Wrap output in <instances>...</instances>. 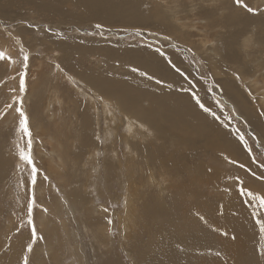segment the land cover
Instances as JSON below:
<instances>
[{
    "label": "rangeland",
    "instance_id": "374dc122",
    "mask_svg": "<svg viewBox=\"0 0 264 264\" xmlns=\"http://www.w3.org/2000/svg\"><path fill=\"white\" fill-rule=\"evenodd\" d=\"M12 1H0V12L5 15L0 14V50L12 57L0 61V164L3 159L6 164L0 182V264H22L30 242L28 172L16 155L19 117L15 107L21 105L13 102L14 96H22L33 134V156L40 169L32 215L44 239L34 245L30 264H212L205 246L214 244L203 242V237L214 236L210 233H220L228 225L238 226L243 217L247 218L249 230L245 229L251 237L246 251L239 254L240 264H264V234L255 220L253 223L250 212L252 208L256 211V202L248 203L251 198L240 195L237 187L243 181L256 194H264V181L258 179L264 175V136L220 87L221 76L212 67L220 62V66L234 71L236 65L211 59L220 38L235 30L236 22L247 23L244 19L252 20L253 14L264 17V0H244L248 7L257 9L251 13L235 5L234 0H132L134 10L142 15L132 23L119 17L109 22L92 17L76 22L84 8L69 1H65L67 17L48 21L33 12L37 5L21 3V7L12 9L8 6ZM59 1L50 0L60 6ZM125 3L122 0V8ZM56 11L53 6L52 12ZM148 15H154V21L146 22ZM232 15L234 26L227 20ZM254 21L259 27L249 25V36H237L238 43L248 37L249 49L255 31L264 25L256 18ZM97 24L103 27L97 29ZM165 36L170 39L165 40ZM21 45L29 53L23 94L19 93V73L24 70ZM246 63L252 73L257 68L255 77H261L264 69H258L257 60ZM97 70L115 74L116 78L119 74L138 78L145 84L157 80L167 89L170 79L182 82V95L195 92L219 117L220 134L225 131L235 139V160L220 159L191 144L185 145L186 153L181 154L179 148L160 141L152 164H146L139 141L135 140L138 148L132 154L121 137L127 132V124L115 119L110 126L103 99L75 76L76 72ZM247 85L250 87V83ZM38 103L43 112L33 117L32 110ZM9 104H13L11 109ZM82 106L91 116L89 131L96 133V152L80 148ZM117 114L125 116L118 110ZM240 133L251 151L239 141ZM54 150L65 157L64 165L58 160L56 163ZM170 156L172 159H167ZM163 160L171 180L160 192L159 184L151 183L146 175L150 167L158 181ZM231 202L237 212L224 211L218 219ZM241 212L247 215H238L237 220L235 215Z\"/></svg>",
    "mask_w": 264,
    "mask_h": 264
},
{
    "label": "bare ground",
    "instance_id": "6f19581e",
    "mask_svg": "<svg viewBox=\"0 0 264 264\" xmlns=\"http://www.w3.org/2000/svg\"><path fill=\"white\" fill-rule=\"evenodd\" d=\"M65 1L74 2L76 3V6L79 4L84 8L83 15L76 17V22L83 21V19L87 17H92L95 19L102 18L108 22L119 17V19L125 23H132L134 20L142 19V15L137 14L138 12L136 13L134 10L132 0H125L126 3L124 8L121 6L122 0H60V6L52 4L50 0H13L8 6L12 9H15L16 7H21V3H24V6L26 5L28 7L32 4H35L37 7L34 6L35 9H33V12L39 14L42 18L45 17L48 21H54L56 17H67ZM53 6L57 7V11L54 13L52 12ZM140 8L141 7H139V9ZM173 9L175 10V7ZM172 12L173 11H171V13ZM0 14L2 17L5 16L3 11L0 12ZM249 16L252 17L251 15ZM154 17V15H148L147 19L145 18L146 22H150L151 20L154 21ZM255 18L259 23L264 22V17L256 14H253L252 20L244 19L247 23H244V21L236 22L237 25L234 22V16L228 18L227 20L230 22V24H233V26L234 24L236 25V29H231L229 34L227 33L228 36L220 38L218 41V43L220 42L218 45L219 47L217 48L216 46L217 49L214 50L213 55H211L212 60L218 58L223 61V64H227V66L229 63L231 65H236L234 71L229 67L220 66V62H215L213 65H211L215 73L221 76V80L218 81L220 83V87L222 86L224 91H226V94H228L229 97L235 101L238 108L240 109L239 111H242L250 125L254 127V129H258L261 135L264 136V128L262 127L264 124V72L261 77H255V72L258 71L257 68L252 73L251 69L248 68L246 63L247 61H251L252 63V61L257 60L258 69H264L263 24L259 32L254 30V38L251 39V42L253 43V46L251 47L252 49L247 47L248 44H250L247 37L249 36L247 35L249 33L247 32L249 30L248 26L255 25L256 27H259L258 23L254 21ZM166 25H169V23ZM245 33L247 36H245L244 39L242 38L243 40L240 41L241 43H238L237 41L239 39H237V36L240 34L243 35ZM255 47H257V49ZM237 75L240 77L239 79L236 78ZM75 76L83 81H86L89 87L96 91L98 96L103 99V109L106 111L105 114L110 117L108 118V123L110 126L116 123L115 119L118 121L120 120L123 125L127 124V132L122 133L121 137L126 141L127 146L131 148V151H133L131 152L132 154L135 153V148H138V146L136 147L135 140L139 141V147L143 149V152L141 150V153L144 156L143 160L146 162V164H152L155 156L159 152L160 147L158 143L160 141L170 144L171 147L174 146L179 148L178 150L181 154L186 153L185 145L191 144V146H199L205 151H211L213 155L218 156L220 159H229V161L235 160V149L237 147V145H234V142H236L235 139L230 138L228 133L226 134L225 131L221 135V131L218 128V120L210 113L204 112V110L199 107V105L196 103V100L191 95H182V82L175 83L173 79H170V85L167 89L161 83H158L157 80H154L153 83L145 84L138 78H126L120 74L119 77L116 78L115 74L110 72H100L98 70L76 72ZM260 80H262V85H259ZM244 81L250 83V87H248L247 83ZM241 86L244 87H242L243 90H240ZM203 102L204 101L201 99V103ZM251 104H255L258 107H253ZM82 108L83 106L80 109L82 113L80 115H82V117L79 119L82 120L81 124L83 128L79 132L81 135L79 141L80 148L88 150L93 148L94 152L96 145L93 146V135L96 133L94 132L92 135L89 131V120L91 116L87 110ZM117 110L119 113L125 114V116L117 114ZM39 112H43V107L40 109V104L38 103L33 108L31 116L34 117ZM118 124L117 128L119 130ZM141 139H143V143ZM145 140H147V144L144 143ZM183 147H185V149ZM83 152L84 151H82V153ZM107 153L109 152L107 151ZM53 154L57 155L56 163L58 160L60 165H64L65 157L55 150L53 151ZM167 159L171 160L172 156L168 157ZM52 160H54V158ZM4 162L5 159H3L2 164H0V182L2 181V175L5 172L6 164ZM164 163L165 160L161 161V167L163 170L159 171L160 179L158 181L155 179V175H153L150 167L146 175L148 176L147 178H149L151 183L159 184L160 192L167 188L165 185L168 182V179L169 181L171 180L170 175L165 171V166L163 165ZM41 201L44 203V200ZM44 206L46 207V205ZM246 206L248 205L246 204ZM224 211L237 212L235 210L234 203L231 202V204H228V207L224 208V210L219 214L218 219L224 214ZM47 212H44L43 215H46ZM250 212L253 213V208ZM241 213H236L235 216L238 217V215H247ZM237 220H239V217ZM254 220L255 219H253V223ZM246 223L247 218L243 217L238 226L228 225L225 229H222L220 233H210L214 234V236L208 235V237H206L205 235L203 237V242L214 244L208 247L205 246L211 255L208 260L212 261V264H240L239 254L242 255L243 252H245L248 248L246 245L250 244V231H248L249 229L247 228ZM225 232L226 235L224 236L223 234ZM233 237L235 238L233 239ZM253 239L254 238H252V240ZM252 240L251 243L253 242Z\"/></svg>",
    "mask_w": 264,
    "mask_h": 264
},
{
    "label": "snow or ice",
    "instance_id": "6c2138e0",
    "mask_svg": "<svg viewBox=\"0 0 264 264\" xmlns=\"http://www.w3.org/2000/svg\"><path fill=\"white\" fill-rule=\"evenodd\" d=\"M235 5H239L240 7L246 9L248 12H254L257 11V9H253L251 7H248L247 4L244 3V0H234ZM34 26V25H33ZM97 29H100L103 27L101 24H97L95 26ZM139 31V30H138ZM165 40L170 39V37L165 36ZM151 47V45H149ZM157 52H160V49H156ZM163 54V53H161ZM19 55L22 58L23 62V71L19 73V93L23 94L25 92L26 88V76H27V69L29 67L28 61H29V53L24 49L23 45H21L19 50ZM12 60V57L6 54L3 50H0V61H10ZM171 66L175 69L177 73L181 72L180 68L176 67L175 64H172L171 60L167 61ZM57 67H59L57 65ZM134 72L139 71L137 68L132 69ZM142 76L147 75L145 72L140 73ZM239 79L240 77L237 75L236 77ZM160 81H158L159 83ZM193 98L196 100V103L199 105L201 109L204 110L206 113H210L214 118L219 119V117L216 115L215 112H212L210 108L205 107L203 103H201L200 98L195 94V92L192 93ZM13 102L17 103L21 106L15 107V111L18 113V128L16 131L18 132V143L16 145V155L18 156L19 161L25 165V170L28 172V191H29V199L27 202V218H28V225L30 227V242L26 245V251L25 254L22 257V264H30L29 261V254H31L34 250V245L38 240L44 239L43 235L38 233L37 227L33 220V210L36 206V196H35V187L38 182V175L40 173V169L35 163V159L33 156V134L30 129V123H29V117L25 110L22 107L23 99L22 96H14ZM13 107V104H9L8 108L11 109ZM237 131H239L237 129ZM239 141L244 144L246 148H249L248 142L245 139V136L243 133H240L239 135ZM249 151L251 149L249 148ZM19 167V164L17 165ZM243 167V166H242ZM261 167H264V165H261ZM253 176H255V173H252ZM44 179H48V177L45 175ZM258 179L264 181V175H261L258 177ZM237 180L239 178L237 177ZM23 184V181L21 182ZM239 188V194L240 195H247L251 199L248 201V203H251L253 200L256 202L254 207L256 208V211H254L251 215L255 218V224L259 227V232L261 234H264V194H256L252 190L248 189L243 185V181H240L239 185H237ZM47 211V209H45ZM201 219H204L201 217ZM19 231V229H17ZM226 235V233H225ZM235 237H233L234 239ZM264 248V246H262Z\"/></svg>",
    "mask_w": 264,
    "mask_h": 264
}]
</instances>
